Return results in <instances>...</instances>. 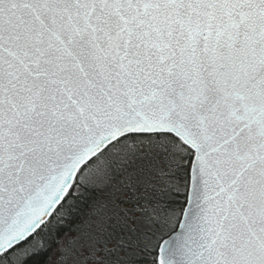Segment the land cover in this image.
<instances>
[{"label":"snow or ice","instance_id":"snow-or-ice-1","mask_svg":"<svg viewBox=\"0 0 264 264\" xmlns=\"http://www.w3.org/2000/svg\"><path fill=\"white\" fill-rule=\"evenodd\" d=\"M0 264H264V0H0Z\"/></svg>","mask_w":264,"mask_h":264}]
</instances>
